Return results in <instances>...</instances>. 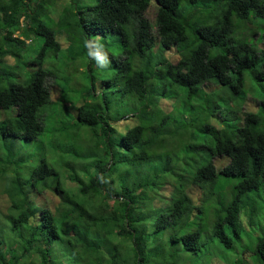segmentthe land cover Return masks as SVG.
I'll use <instances>...</instances> for the list:
<instances>
[{"label": "trees", "instance_id": "trees-1", "mask_svg": "<svg viewBox=\"0 0 264 264\" xmlns=\"http://www.w3.org/2000/svg\"><path fill=\"white\" fill-rule=\"evenodd\" d=\"M83 2L0 0V264H264V0Z\"/></svg>", "mask_w": 264, "mask_h": 264}, {"label": "rangeland", "instance_id": "rangeland-1", "mask_svg": "<svg viewBox=\"0 0 264 264\" xmlns=\"http://www.w3.org/2000/svg\"><path fill=\"white\" fill-rule=\"evenodd\" d=\"M82 1H84V2L82 3L81 6H85L87 4H90L92 0H82ZM91 4L94 5V3H91ZM49 7L52 8V5H50ZM58 40L60 41L62 47L65 46V43H66V36L65 35L58 37ZM27 43H29V41H27ZM39 43H40V40H37L36 42H34V44H32V46L36 47V44L38 45ZM51 58L54 59V61L53 62L47 61L46 64L48 67L55 66L53 70H55V72H56V83H58V86L55 84H52V88H51L52 100H54V101L59 100V99L61 100V97H60L61 92L59 91V89H62L64 87L62 84V83H64V80H63L64 78H66L65 84L67 85L66 88H67V92L69 93V95L67 97L71 96L72 90H80L86 86V74L89 75V72L87 71V65H86L84 71H80V67H79V66L84 65L86 60H84V61L82 60L83 62L81 61L82 63L79 66H76L77 68L71 67L70 69H67L68 60H65L62 55L61 56H58V55L53 56L52 55ZM82 58L86 59L85 56H83ZM82 58L78 59L77 61H80ZM61 59H63L64 61L62 62ZM11 62L12 61H10V63ZM92 72L100 74V75L102 74V70H101L100 66L97 64L92 67ZM250 85H251V83L247 82L245 84V89L252 94L251 97L254 100H258L260 97L255 92V89L253 87H250ZM70 86H71V90H70ZM250 88H252L253 90H251ZM81 104H82V101H80L76 106H80ZM162 105L164 106V104H162ZM51 107H52V109H50L49 112L45 116H53L60 109L61 106H59V105L53 106V104H52ZM245 109L247 111H253L255 109V102L251 99H248L245 102ZM66 119L68 121L67 122L65 121L66 123H63V124H60L59 121L54 120V119L51 121L47 120L46 122H44L45 128H44V131H43V134L41 135V137L43 139H45L46 136H48L49 138L51 136L59 138L60 137L59 133H65V134L72 137V135H74L78 131L79 126L73 125L74 122H69L70 118L68 116L66 117ZM64 125L66 127H61ZM55 129H58L59 133H57V130H55ZM80 130L82 133L86 132V129H84V128H81ZM96 131L99 132L98 130H96ZM76 136H77V139L82 140L83 145L88 146L89 140L85 134L80 135L79 133H77ZM93 138L97 139V137H93ZM81 146L82 145H79L78 149H80ZM99 147L102 148V144L99 145ZM61 154L63 155V151H61ZM195 192L196 191L194 189L189 190V193L192 197H196V195L198 194V193L194 194ZM47 194H49V193H47ZM46 199H48L47 203H48L49 207L52 208L54 205L55 199L53 197L48 196V195H46ZM0 206L2 208L6 207V202L2 198H0ZM241 255H242V253H241ZM213 260L216 261L217 259L213 258Z\"/></svg>", "mask_w": 264, "mask_h": 264}, {"label": "clouds", "instance_id": "clouds-1", "mask_svg": "<svg viewBox=\"0 0 264 264\" xmlns=\"http://www.w3.org/2000/svg\"><path fill=\"white\" fill-rule=\"evenodd\" d=\"M27 41L30 42V40L28 39ZM90 56H88V59L87 61H90L93 57V60H99V59H103L107 53L106 52H101V53H93V52H89ZM90 58V59H89ZM76 65H79V61L75 63ZM80 67V66H79ZM83 69L80 67V71H82ZM205 85V86H204ZM202 88H203V91L208 95L209 93L211 92H218L219 91V87L213 83H205ZM245 88V86H244ZM251 90H253L252 88H250ZM96 92L99 94L100 91L98 89H96ZM247 98L246 100L244 101L242 107H241V110H246L245 109V102L248 100V99H251L255 102V107H257V104H256V101L251 97V93L250 92H247ZM223 111V110H222ZM225 113V112H224ZM228 114V113H227ZM230 114V113H229ZM237 117H239V113L237 114H233L231 116V119L228 123H230L231 125H234V126H240V123L237 124ZM236 122V123H235ZM226 162V161H225ZM215 163L218 164H224V161L222 159H219V160H215Z\"/></svg>", "mask_w": 264, "mask_h": 264}]
</instances>
